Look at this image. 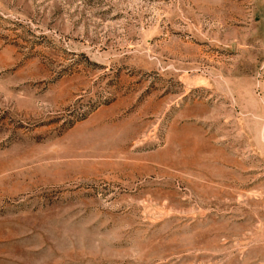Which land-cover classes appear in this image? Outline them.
<instances>
[{
	"label": "rangeland",
	"instance_id": "rangeland-1",
	"mask_svg": "<svg viewBox=\"0 0 264 264\" xmlns=\"http://www.w3.org/2000/svg\"><path fill=\"white\" fill-rule=\"evenodd\" d=\"M0 264H264V0H0Z\"/></svg>",
	"mask_w": 264,
	"mask_h": 264
}]
</instances>
